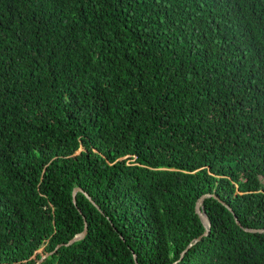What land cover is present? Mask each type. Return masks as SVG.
I'll return each instance as SVG.
<instances>
[{
    "label": "trees",
    "instance_id": "16d2710c",
    "mask_svg": "<svg viewBox=\"0 0 264 264\" xmlns=\"http://www.w3.org/2000/svg\"><path fill=\"white\" fill-rule=\"evenodd\" d=\"M246 229L264 0H0V264H264Z\"/></svg>",
    "mask_w": 264,
    "mask_h": 264
},
{
    "label": "water",
    "instance_id": "95a60500",
    "mask_svg": "<svg viewBox=\"0 0 264 264\" xmlns=\"http://www.w3.org/2000/svg\"><path fill=\"white\" fill-rule=\"evenodd\" d=\"M78 192H81V193H82L83 191H82L81 189H79V188L74 189V191H73V202H74V204H75V195H76V193H78ZM83 194L87 197L88 200L91 201V199H90V197L88 196V194H86V193H84V192H83ZM209 197H215V198H217L216 196H212V195H204V196H202L201 198H199V200L196 202V205H195V207H196V212H197V214H198V216H199V219H200V221H201V223H202L204 229H206V233L202 234V236H200V237L196 238L195 240H193V242H191L187 248L191 247L193 244H195V243H197L198 241H200V240L203 238V236H208L209 233L211 232V222L209 221V219H208V217H207V215H206V212H204L203 207H202L203 201L206 200V198H209ZM217 199H218V198H217ZM91 202H92V201H91ZM92 203H93V202H92ZM222 203H223V202H222ZM223 204H224V203H223ZM226 206H227V208H229V209L232 211V209H231L228 205H226ZM237 223H238L239 225H241L239 221H238ZM246 231H248V232H252V233H261V234L264 233V230H263V229H257V230H255V229H246ZM86 234H87V229H86V226H85V228H84V230H83V232H82L81 234L75 236V237L72 238L67 244H64V245H65V246H69V245L73 244L74 242H79V241L83 240V239L86 237ZM61 246H62V245H58V246H56V250H55L54 252H52V253H48V254H45V255L41 258V260L39 261L38 264H41V263L44 262L49 256H51L52 254H54L55 252H57V249H59ZM183 253H184V252H183ZM134 260H135V264H137V261H136L135 256H134Z\"/></svg>",
    "mask_w": 264,
    "mask_h": 264
},
{
    "label": "rangeland",
    "instance_id": "374dc122",
    "mask_svg": "<svg viewBox=\"0 0 264 264\" xmlns=\"http://www.w3.org/2000/svg\"><path fill=\"white\" fill-rule=\"evenodd\" d=\"M85 151V148H83V147H80V149H79V151H78V153H80V152H84ZM41 252H43V249L40 251V253Z\"/></svg>",
    "mask_w": 264,
    "mask_h": 264
}]
</instances>
